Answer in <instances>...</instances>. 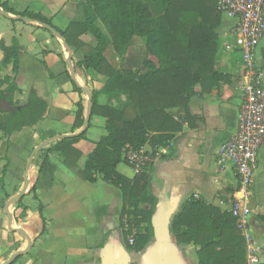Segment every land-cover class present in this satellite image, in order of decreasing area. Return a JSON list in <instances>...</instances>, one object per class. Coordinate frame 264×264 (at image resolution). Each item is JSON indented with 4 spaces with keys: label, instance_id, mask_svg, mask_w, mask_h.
<instances>
[{
    "label": "crops",
    "instance_id": "0c3cea01",
    "mask_svg": "<svg viewBox=\"0 0 264 264\" xmlns=\"http://www.w3.org/2000/svg\"><path fill=\"white\" fill-rule=\"evenodd\" d=\"M59 1L71 4L72 13L76 16L60 27L53 19H57L58 15L47 17L40 10L32 9L31 5L26 6L28 0L19 3L18 0H0V4L11 10L8 13L0 8L8 15L4 17L0 14V44L7 48L16 44L17 56L14 72L12 60L2 63L3 52L0 49V78L7 77L17 85L18 91L13 94L15 108L27 104L30 92L46 102L40 123L9 136L0 134L5 136V141H0V264L7 262L12 255L16 257L9 264H174V261L198 264L196 251L199 247L177 244L169 229L172 218L190 198L217 208L221 213L231 212L237 179L231 164L220 162L218 154L220 145L235 131L244 92L242 61L233 49V21L220 16V25L216 29L218 47L214 71L222 79L208 92H202L196 85L188 102L187 118L183 109L171 111L182 129L171 134L164 145L148 143L142 148L151 156V162L142 171L148 176L146 194L155 200V205L151 217L152 240L142 251L135 252L127 248L124 238L126 229L133 226L126 223L131 216L122 214L124 206L120 190L114 184L103 181L100 174L94 175L93 182L80 176L75 178L79 180H74L66 174L60 175L58 165H64V156L52 151L48 145H53L59 136L77 134L82 130L72 129L76 103L81 101L85 119L88 97L82 91L74 90L72 81L88 92L99 89L104 81L100 75L75 67L80 56L64 46L62 38L29 18L28 22L17 19L24 12L39 13L50 20L52 28L64 31L71 22L81 20V10L77 6L79 0ZM53 2L44 0L43 4L40 3L47 10ZM83 39L94 45L88 36ZM133 48L128 46L125 58L135 54L142 58L139 64L125 69L144 70L142 64L148 57L145 45L135 47L136 52ZM111 55L116 57L109 46L105 52L109 63ZM67 58H70L71 69L65 64ZM150 59L153 60L152 57ZM254 64L264 91V38L256 50ZM98 103L107 104L106 97L100 95ZM92 118H96L95 123L102 122L101 137L106 135L105 119L90 114L89 126L82 139L86 137ZM45 122H52L61 128L55 133L50 130L42 132L40 125ZM98 141L92 140L83 151L76 148L80 140L74 145L80 153L76 163L79 171L83 170L87 155ZM40 144H45L40 148L42 151L35 153L28 165L32 151ZM43 160L53 168L39 178V166ZM116 172L126 178L135 175L126 161L116 166ZM25 179L28 185L23 197L9 204L10 199L23 191ZM98 188L100 195L95 196L92 191ZM249 210L248 228L241 233L246 245L244 264H247L249 254L258 257V264H264V148L259 154ZM6 211L11 215L10 224ZM144 227L145 224H142L141 228Z\"/></svg>",
    "mask_w": 264,
    "mask_h": 264
},
{
    "label": "trees",
    "instance_id": "16d2710c",
    "mask_svg": "<svg viewBox=\"0 0 264 264\" xmlns=\"http://www.w3.org/2000/svg\"><path fill=\"white\" fill-rule=\"evenodd\" d=\"M216 1L79 0L81 20L71 22L64 31L56 30L66 46L80 56L75 67L104 78L102 86L90 91L89 95L91 115L105 119L106 135L95 143L78 175L93 182L94 175L100 174L103 181L120 190L122 214L131 216L126 223L135 228L131 246L127 242L129 231L124 232L129 250L140 252L152 240L151 217L155 200L146 194L148 176L145 172L126 178L116 172V166L125 162L129 150L139 151L148 143L164 145L171 134L182 129L171 111L183 109L187 118L194 87L199 85L202 92H208L222 79L214 71L218 47L216 29L220 25ZM0 8L11 13L4 4H0ZM19 15L51 26L50 20L39 13ZM84 36L92 39L94 45L87 43ZM133 37L144 40L148 56L142 64L144 70L113 68L105 57L107 48L111 46L117 56H124ZM15 46L7 48L0 44L2 63L12 60L14 72L17 69ZM72 84L74 90L82 91L74 81ZM17 91L14 81L0 78V101L13 105V94ZM100 95L106 97L107 104L98 103ZM45 109L46 102L30 92L24 107L12 112L0 111V134L9 136L40 123ZM83 114L84 108L79 101L73 130L82 128ZM84 133L57 140L51 146L52 151L64 156L63 163L68 168H74L80 156L74 145ZM52 168L43 160L39 178ZM35 185L37 187L38 182ZM169 232L177 244L199 247L196 251L198 264L245 262V239L235 227L231 214L221 213L193 198L185 201L172 218Z\"/></svg>",
    "mask_w": 264,
    "mask_h": 264
},
{
    "label": "built area",
    "instance_id": "2783aa9c",
    "mask_svg": "<svg viewBox=\"0 0 264 264\" xmlns=\"http://www.w3.org/2000/svg\"><path fill=\"white\" fill-rule=\"evenodd\" d=\"M217 11L233 21V49L242 61L243 97L236 116V128L220 145L219 160L230 163L237 179L231 216L235 227L244 233L248 228L249 204L253 194L258 159L264 148V91L255 68L256 50L264 38V0H217ZM127 165L137 174L151 162V156L141 150H129ZM128 245L134 244L135 228H127ZM247 264H258V257L248 255Z\"/></svg>",
    "mask_w": 264,
    "mask_h": 264
},
{
    "label": "rangeland",
    "instance_id": "374dc122",
    "mask_svg": "<svg viewBox=\"0 0 264 264\" xmlns=\"http://www.w3.org/2000/svg\"><path fill=\"white\" fill-rule=\"evenodd\" d=\"M21 1V0H20ZM19 0H18V3L20 2ZM54 2H53V4L51 5V7H50V5H48V9L46 10V9H43V6H42V4L44 3V0H28V3H27V5L26 6H30L31 5V7H32V9H34V10H36V9H38V11L40 10L42 13H44L47 17H50V16H55V15H58L57 16V19L56 18H53L54 19V23L58 26V27H60V26H62L63 24H67V22H69V21H73L74 19H75V14L74 13H72V6H71V4H69V3H62V2H60L59 0H53ZM42 4H41V3ZM18 5H20V4H18ZM18 7H20V6H18ZM64 7V8H63ZM63 8V9H62ZM144 43V40L143 39H139V38H134L132 41H131V46L132 47H134L133 48V51H135V47L136 48H139L142 44ZM130 45H129V47H130ZM137 50V49H136ZM136 52V51H135ZM125 55H126V53L124 54V56L122 55V56H117L116 55V57L114 56V55H111V56H109V61H110V63H111V66L114 68H116V69H125V68H129V67H131V66H133V65H136V64H139V62H140V59L142 58L141 57V55H137V54H135L136 56H129L127 59L125 58ZM135 57V58H134ZM118 60V62H117V60ZM74 60H76V57L74 58ZM115 60V61H114ZM154 60V59H153ZM155 61V60H154ZM130 64H132V65H130ZM130 65V66H129ZM73 69V68H72ZM241 69H242V65H241ZM71 71H73V70H71ZM26 85V84H25ZM10 105V104H9ZM10 107L12 108V109H14L15 107H16V105L13 103V106H11L10 105ZM1 105H0V111H2L1 110ZM95 119L96 118H92V120H91V123H90V128H89V130L87 131V133H86V137L85 138H87V139H81L80 140V142H79V145H77L76 146V148H77V150L79 151H83L84 149H86V148H88L89 146H90V144L92 143L91 141L92 140H97V139H100V137L102 136V122L101 121H99V122H97V123H95L96 121H95ZM88 126H89V124H88ZM61 128V126L60 125H56V124H53L52 122H45V124H42V125H40V129H41V131L42 132H46V130H50V131H52V132H56V131H58L59 129ZM0 141H5V136H3V135H1L0 136ZM46 144V143H45ZM44 144V145H45ZM51 144V145H50ZM50 144H48L49 146H52V143H50ZM43 145V146H44ZM42 146V147H43ZM41 147V148H42ZM38 152H40V150L38 151ZM37 152V153H38ZM45 155V154H44ZM44 155H42V156H44ZM79 159V158H78ZM76 163H77V161H76ZM76 163L74 164V168H68V167H66V165H58L59 166V168H60V171H59V173H60V175L61 174H66V175H68V178L69 179H74V180H79V179H75V178H77L79 175H78V172H79V170L77 169V167H76ZM121 170V169H120ZM122 171H123V169H122ZM78 182H80V181H78ZM94 194H96L95 196H98V195H100V192H99V188L98 189H96V190H94V191H92ZM102 198H104L103 196H101ZM111 200H112V198H111ZM104 204V203H103ZM103 204H101V205H103ZM32 207H34V204H33V202H32ZM117 205L119 206V201L117 202ZM184 258H185V260L188 262V259H187V257L186 256H184ZM193 260H194V258H193Z\"/></svg>",
    "mask_w": 264,
    "mask_h": 264
},
{
    "label": "water",
    "instance_id": "95a60500",
    "mask_svg": "<svg viewBox=\"0 0 264 264\" xmlns=\"http://www.w3.org/2000/svg\"><path fill=\"white\" fill-rule=\"evenodd\" d=\"M0 14L3 15L4 17H8V15H7L6 13H4L3 11H1V10H0ZM17 19L20 20V21H23V22H28V21H30L29 19L24 18V17H18ZM40 25H41L42 28H44L45 30H47L48 32H50L51 34H53L54 36L61 38L60 33L57 32V31H56L54 28H52L51 26H49V25H44V24H40ZM62 42H63L64 46H66L65 42H64V41H62ZM65 64H66V66H67L69 69H71V61H70V58H67V59L65 60ZM82 92L85 93V94L87 95V97H88V100H87V115H86V117H85V119H84V123H83L82 130H81L79 133H77V134H70V135H62V136H59V137H57V139H59V140H62V139H71V138L76 137L77 135L81 134V133L84 132L85 130H87V128H88V124H89V119H90V114H91V106H92V105H91V100H90L89 92H88L85 88H82ZM0 105H1V107H2V108H1L2 112H12V111H13L12 108L8 105V103H5V102H3V101H0ZM42 146H43V144H40V145H38L36 148H34V150L32 151V153H31V155H30V157H29L28 165L30 164L33 155H34L35 153H37V152L40 150V148H41ZM27 185H28V180L25 179V181H24L23 191H22L21 193H19L17 197L10 199L8 203H9V204H13L15 201L20 200V199L23 197V195H24V189H26ZM6 216H7V221H8V223L10 224V223H11V215H10V213H9L8 211H6ZM17 232L22 233L21 230H19V229H17ZM161 239H162V238H161ZM163 239H164V238H163ZM15 257H16V255H12V256L9 258V260H8L7 262H5L4 264H9V263H10ZM173 263H174V264H179V263L176 262V261H174Z\"/></svg>",
    "mask_w": 264,
    "mask_h": 264
}]
</instances>
